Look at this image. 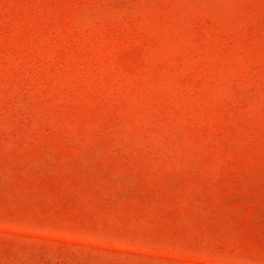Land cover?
Here are the masks:
<instances>
[{
	"label": "rangeland",
	"instance_id": "rangeland-1",
	"mask_svg": "<svg viewBox=\"0 0 264 264\" xmlns=\"http://www.w3.org/2000/svg\"><path fill=\"white\" fill-rule=\"evenodd\" d=\"M0 264H264V0H0Z\"/></svg>",
	"mask_w": 264,
	"mask_h": 264
}]
</instances>
